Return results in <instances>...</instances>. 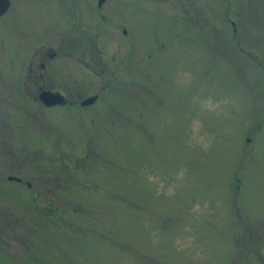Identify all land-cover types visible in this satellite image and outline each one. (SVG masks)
<instances>
[{"label": "rangeland", "instance_id": "rangeland-1", "mask_svg": "<svg viewBox=\"0 0 264 264\" xmlns=\"http://www.w3.org/2000/svg\"><path fill=\"white\" fill-rule=\"evenodd\" d=\"M13 1L19 23L0 35L15 40L29 19ZM108 5L92 16L93 58L99 46L103 66L130 63L129 25L147 71L86 112L9 97L0 51V264H264V0ZM52 20L37 23L51 42L65 31ZM83 67L60 66L85 81L81 98L107 75Z\"/></svg>", "mask_w": 264, "mask_h": 264}, {"label": "flooded vegetation", "instance_id": "flooded-vegetation-1", "mask_svg": "<svg viewBox=\"0 0 264 264\" xmlns=\"http://www.w3.org/2000/svg\"><path fill=\"white\" fill-rule=\"evenodd\" d=\"M56 2L58 5H56ZM13 3V0H0V24L7 18L8 20L12 18L10 21L15 20L19 23L15 14H8L11 11L13 12ZM64 3L66 4L65 6L57 0H49L48 3L44 0H36V10H40L35 13L38 17L33 18L30 9V6H33V4L31 0H28L26 8L28 15L25 14V17L29 20H26L24 23L25 29L17 33L19 37L12 40L6 37V34L0 35V51L4 50V52H6V62L1 63V65L9 66L7 70L9 76L12 77L10 80H7L11 88L5 87L3 90L8 93L7 95L9 97L14 92V97L16 95L18 99L34 103L44 110L59 109L60 107H70V105H73L81 109L85 108L83 111L86 112V108L92 109L95 106L103 93L109 90L111 91V86L114 87L125 79L130 81V78H135V76L139 78L142 70L147 71L142 68V66H146V62L144 64L142 62L143 56H140L139 53L140 47L138 45V40L135 41V39L133 40L130 36L134 34L131 26L128 25L127 28L123 25L121 26L122 37L126 40L127 44L129 43L128 48H132V50L128 49V54L132 55L130 60L128 59L130 63H125L123 56L117 57L109 66H103L105 60L104 50L98 46L96 49L97 55L95 56L94 54L93 58L91 54L93 40L89 37V33L94 30L93 14L103 20L107 18V13L109 14L107 10L110 8L108 0H66ZM65 13H68V15L64 16ZM61 15L63 16V21L59 19L57 21L56 17L58 16V18H60ZM46 17H52V22L59 23V25L65 22V31H62V33H64L62 38H58L56 41L54 37L53 42H51L47 34H53L51 32L55 31V27L49 26L46 32H43L42 28L37 25L41 19ZM49 23L50 22H48V25ZM68 36L70 37L68 38ZM37 37L40 38L37 39ZM18 42L22 45L20 46L21 50H26L24 57L23 55L14 54V51L18 49V47L13 51V45L18 44ZM23 42L26 43V45ZM164 44L163 48H165ZM163 53L165 54L162 55L166 57H161V60H167L168 53L167 55L166 51ZM147 56L152 57V54H147ZM99 59L102 62H98ZM153 65L154 63L151 65L150 69V74L152 76L156 71ZM19 66L20 69H17ZM60 66H85L82 72L79 73L80 76H90V73H96L94 71L99 70L97 73L107 74L104 75V80H106L103 82L99 92H94L90 96L85 98L82 97V99L81 92L84 93L85 91L81 90V84L85 83V81L80 79L77 74L73 73L72 68H65L63 71ZM89 66H94V69L91 70ZM95 66H97V69H95ZM98 66H102V68H98ZM160 67L161 66H158V73H161ZM97 73L94 75L95 77L99 76ZM155 79L154 76L153 80L156 81L157 79ZM43 92L60 97L61 103L45 105L41 98V93ZM121 95H123V93H121ZM93 96L96 98L91 101V103H83ZM129 97L133 96H128L126 100H123V103L130 100ZM133 98L135 101L136 96ZM109 106L110 104L107 106L105 105L106 108L104 107L105 115L108 114ZM118 113L126 114L124 110H118Z\"/></svg>", "mask_w": 264, "mask_h": 264}, {"label": "water", "instance_id": "water-1", "mask_svg": "<svg viewBox=\"0 0 264 264\" xmlns=\"http://www.w3.org/2000/svg\"><path fill=\"white\" fill-rule=\"evenodd\" d=\"M41 98H42V102L45 104V105H54V104H57V103H61V100H60V97H56L50 93H47V92H43L41 93ZM96 97L93 96V97H90L89 99H87L85 102V104L93 101ZM17 179L15 177H12V176H9L8 179Z\"/></svg>", "mask_w": 264, "mask_h": 264}]
</instances>
